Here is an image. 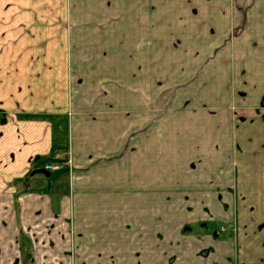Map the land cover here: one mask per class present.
<instances>
[{"label": "crops", "instance_id": "crops-1", "mask_svg": "<svg viewBox=\"0 0 264 264\" xmlns=\"http://www.w3.org/2000/svg\"><path fill=\"white\" fill-rule=\"evenodd\" d=\"M167 2L0 0V264H129L98 256L108 219L160 202L161 182L187 205L169 211L186 255L174 264H264V110L240 111L236 172L224 118L198 132L191 116H176L162 143L160 120L145 114L146 91L160 81L146 68L144 42L159 39L160 11L171 17L206 1ZM55 153L69 169L27 180ZM197 222L235 223V235L182 237ZM157 235L141 236L136 264L162 263Z\"/></svg>", "mask_w": 264, "mask_h": 264}, {"label": "rangeland", "instance_id": "rangeland-1", "mask_svg": "<svg viewBox=\"0 0 264 264\" xmlns=\"http://www.w3.org/2000/svg\"><path fill=\"white\" fill-rule=\"evenodd\" d=\"M160 1L168 3L167 0ZM169 1L183 6V2L179 3L181 0ZM205 1L208 3L200 4L201 9L181 8L176 10V15L171 10V17L166 15L168 11H160L156 28L159 39L144 42L146 68L148 65L154 67L155 72H159L160 81L159 87L146 91L148 110L145 114L160 120L164 135L162 143L168 141L170 128L167 126L176 116H191L187 120L190 119L198 132H202L206 124L216 123L215 119L224 118L225 124L230 122L232 127L231 164L236 172L235 153L240 145L234 132L237 119L243 117L240 111L251 110L247 113L258 115L264 110V9L257 6L260 0ZM190 4L198 5L195 1ZM151 120L150 117L148 126H151ZM134 148L130 147V151H134ZM197 165L193 164V169ZM36 177L37 181L47 180L42 175ZM160 177L161 181H166L168 173L162 172ZM121 192L129 195L127 190ZM112 193L120 194L119 189ZM172 195L167 184L161 182L160 202H136L132 208L119 209L116 217L108 219L113 220L112 233L106 234V249H102L98 256L103 260L115 258L119 261L123 258L129 264H136L139 257L136 248L141 236L148 235L155 228L162 245L161 264H174L177 259L186 258L178 249L182 246L181 241H173L168 223L171 205H187L180 198L172 201ZM159 209L160 224H157L159 219L156 218L154 222V216ZM203 209L211 216L209 207ZM194 210V207L189 208L190 213ZM235 226V223L230 226L212 222L201 228L202 225L197 222L185 226L182 237L192 235L200 240V236L213 229L225 238L235 235ZM159 227L160 232L157 231ZM169 245L177 248L174 250ZM201 255L202 252L197 257Z\"/></svg>", "mask_w": 264, "mask_h": 264}, {"label": "built area", "instance_id": "built-area-1", "mask_svg": "<svg viewBox=\"0 0 264 264\" xmlns=\"http://www.w3.org/2000/svg\"><path fill=\"white\" fill-rule=\"evenodd\" d=\"M55 159L57 160V162L60 159V156L56 155ZM50 163V164H46L45 169L50 171V172H56V171H61L62 169H64L65 167L68 166L69 162H65L64 164H60L59 162L57 163Z\"/></svg>", "mask_w": 264, "mask_h": 264}, {"label": "trees", "instance_id": "trees-1", "mask_svg": "<svg viewBox=\"0 0 264 264\" xmlns=\"http://www.w3.org/2000/svg\"><path fill=\"white\" fill-rule=\"evenodd\" d=\"M31 117H35V116L31 115ZM38 117H44V116H38ZM55 152H56V151H55ZM55 155H56V153L54 154V156L50 157L49 159H45V163H55V162H57V160L55 159ZM65 161H66V158H62V159L59 160L58 162H59L60 164H64ZM58 162H57V163H58ZM67 168H68V167H66L65 169L67 170ZM65 169H64V170H65ZM52 176H53V173H51V176H50V177H52Z\"/></svg>", "mask_w": 264, "mask_h": 264}, {"label": "water", "instance_id": "water-1", "mask_svg": "<svg viewBox=\"0 0 264 264\" xmlns=\"http://www.w3.org/2000/svg\"><path fill=\"white\" fill-rule=\"evenodd\" d=\"M35 175H44L45 177H50L51 173L49 171L44 170V169H37L31 173V176H35Z\"/></svg>", "mask_w": 264, "mask_h": 264}, {"label": "flooded vegetation", "instance_id": "flooded-vegetation-1", "mask_svg": "<svg viewBox=\"0 0 264 264\" xmlns=\"http://www.w3.org/2000/svg\"><path fill=\"white\" fill-rule=\"evenodd\" d=\"M46 164H47V163H44L42 166H40V167H38V168H36V169H34V170H37V169H44V170H46V169H45ZM34 170H32V171L28 174V176H27V180H28L29 178L34 177V176H31V173H32ZM46 171H48V170H46ZM35 176H37V175H35ZM42 176H44V175H42ZM44 177H45V176H44Z\"/></svg>", "mask_w": 264, "mask_h": 264}]
</instances>
